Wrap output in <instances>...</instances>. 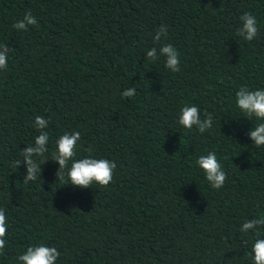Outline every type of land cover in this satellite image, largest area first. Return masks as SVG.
<instances>
[{"label":"trees","instance_id":"1","mask_svg":"<svg viewBox=\"0 0 264 264\" xmlns=\"http://www.w3.org/2000/svg\"><path fill=\"white\" fill-rule=\"evenodd\" d=\"M28 11L38 25L13 28ZM244 12L259 27L250 42L236 35ZM161 25L167 37L154 42ZM5 43L0 264H18L38 242L60 251L56 264H253L256 237L240 227L264 213V146L251 142L259 121L243 116L235 93L264 88V0H0ZM163 43L178 50V72L147 59ZM130 87L136 95L122 98ZM185 104L211 113L212 128L180 125ZM37 115L50 120L49 159L41 181L25 184L26 166L15 162L39 134ZM65 131L81 134L77 158L91 147L115 161L107 188L57 180L51 152ZM209 151L227 173L220 189L196 164Z\"/></svg>","mask_w":264,"mask_h":264},{"label":"clouds","instance_id":"2","mask_svg":"<svg viewBox=\"0 0 264 264\" xmlns=\"http://www.w3.org/2000/svg\"><path fill=\"white\" fill-rule=\"evenodd\" d=\"M241 24L236 30V35L244 41H252L257 38L259 27L257 18L251 12H244L239 17ZM37 26L38 21L35 16L28 11L23 18L13 24L17 30L28 31V26ZM167 37V27L161 25L153 36L154 42H159L161 37ZM13 49L7 44H0V70H6L8 67L9 53ZM149 61H157L160 57L164 58V67L172 72H178L180 57L179 52L169 43H163L157 49L152 47L146 52ZM136 95L135 88H127L121 93L122 98H131ZM235 103L238 109L244 113L248 120L255 118L259 121L254 128L248 132L251 142L256 147L264 146V88L250 89L241 86L235 93ZM50 123L49 119L37 115L34 120V127L39 134L34 137V143L28 144L26 148L20 150L21 160L15 162V166L23 161L26 166V175L23 182L40 180L41 165L45 160L46 153L49 151L50 134L46 129ZM178 123L185 129H192L194 126L200 132L204 133L213 126V116L205 112L201 118V110L198 105L185 104L178 114ZM81 140L79 131L69 133L65 131L54 141V150L51 152V159L58 163L56 170L57 180L66 185L71 184L79 188H89L94 183L107 188L113 180L116 163L107 158H96L92 155L93 149L89 147L87 156L77 158L78 142ZM198 167L203 171L204 178L210 183L212 188L220 189L224 186L227 179V173L223 170L220 160L215 151H209L206 155H200L196 161ZM41 181V180H40ZM70 181V183H68ZM264 227V213L247 219L240 227V231L248 233L253 230L256 237L251 247V258L253 264H264V238H261L259 229ZM8 234V220L3 209H0V255L4 254L6 246L5 237ZM245 243H247L245 241ZM61 256L60 251L55 246H48L44 242H38L29 245L22 253L18 254L16 260L18 264H56Z\"/></svg>","mask_w":264,"mask_h":264}]
</instances>
